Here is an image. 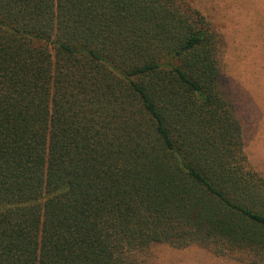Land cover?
Returning <instances> with one entry per match:
<instances>
[{
  "label": "trees",
  "instance_id": "trees-1",
  "mask_svg": "<svg viewBox=\"0 0 264 264\" xmlns=\"http://www.w3.org/2000/svg\"><path fill=\"white\" fill-rule=\"evenodd\" d=\"M188 0H0V264L264 260V178Z\"/></svg>",
  "mask_w": 264,
  "mask_h": 264
},
{
  "label": "rangeland",
  "instance_id": "rangeland-1",
  "mask_svg": "<svg viewBox=\"0 0 264 264\" xmlns=\"http://www.w3.org/2000/svg\"><path fill=\"white\" fill-rule=\"evenodd\" d=\"M220 41L225 91L235 106L250 167L264 178V0H188ZM138 264H264L247 252L221 254L213 246L154 244Z\"/></svg>",
  "mask_w": 264,
  "mask_h": 264
}]
</instances>
